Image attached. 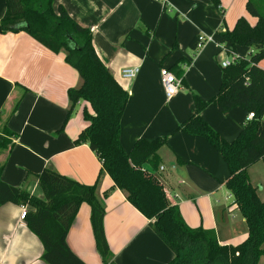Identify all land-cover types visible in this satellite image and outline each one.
Returning a JSON list of instances; mask_svg holds the SVG:
<instances>
[{"label": "crops", "instance_id": "obj_1", "mask_svg": "<svg viewBox=\"0 0 264 264\" xmlns=\"http://www.w3.org/2000/svg\"><path fill=\"white\" fill-rule=\"evenodd\" d=\"M53 0L82 27L91 31L94 51L128 98L120 119L119 141L128 152L137 139L167 137L157 154L158 172L165 195L176 205L189 227L213 229L220 244H237L246 237L244 220L224 187L228 170L219 152L203 137L174 131L194 112L193 95L209 100L218 90L220 62L231 55L221 49L229 43L217 34L231 29L247 16L246 0ZM264 8V7H263ZM264 10V9H263ZM5 11L0 0V19ZM249 15V14H248ZM251 16V15H250ZM212 36L195 51L190 41ZM251 49L236 46L233 54L248 57ZM264 70V57L258 62ZM137 68L131 78L121 70ZM182 70L177 93L165 97L159 69ZM81 83L64 52H52L24 31H0V114L15 137L0 179L40 195L36 175L50 168L82 184H96L103 210V230L115 264H166L172 251L149 226L150 220L101 172L97 155L86 142L74 143L87 122L79 101L69 112L68 88ZM15 111L9 116L11 109ZM247 112L234 107L220 112L208 104L201 116L225 140H233L245 123ZM247 173L257 195L264 199V185ZM258 183L259 189L256 184ZM227 197L232 198L230 202ZM230 203V204H229ZM22 205H0V264H46L43 247L24 219ZM65 241L85 264H103L90 223V207L81 203ZM258 264H264V256Z\"/></svg>", "mask_w": 264, "mask_h": 264}, {"label": "trees", "instance_id": "obj_2", "mask_svg": "<svg viewBox=\"0 0 264 264\" xmlns=\"http://www.w3.org/2000/svg\"><path fill=\"white\" fill-rule=\"evenodd\" d=\"M218 5V0H211ZM264 2V0H263ZM5 11L0 19L1 30L24 31L52 52H64V60L75 68L81 83L67 90L69 112L79 102L87 122L74 143L86 142L101 164V172L111 178L127 201L150 220L149 226L172 251L166 264H258L264 256V199L257 195L247 169L264 160V70L258 62L264 57V11L259 0H246V12L255 18L250 24L240 16L231 29L217 34L229 43L227 52L236 46L251 49L248 57H237L222 68L217 92L203 100L193 95V114L178 124L176 131L203 137L221 155L228 170L224 187L232 195V204L240 212L246 237L237 244H220L213 229L189 227L176 205L165 195L157 169V151L167 143V137L153 140L137 139L128 152L119 141L120 119L128 94L117 83L96 55L91 31L73 20L53 0H4ZM189 48L198 49L197 37ZM182 70L173 74L180 78ZM208 104L220 112L240 107L253 112L236 137L225 140L201 116ZM15 105L9 116L15 111ZM2 122L0 114V153L11 151L15 134ZM4 163L0 164V174ZM40 195L0 179V205L10 202L26 205L24 220L29 230L40 240L41 260L46 264H85L68 247L65 237L81 203L90 207V223L96 249L103 264H115L103 230V207L96 196V184H82L50 168L36 175Z\"/></svg>", "mask_w": 264, "mask_h": 264}, {"label": "built area", "instance_id": "obj_3", "mask_svg": "<svg viewBox=\"0 0 264 264\" xmlns=\"http://www.w3.org/2000/svg\"><path fill=\"white\" fill-rule=\"evenodd\" d=\"M213 40L212 36H204V35H198L197 36V47H200L205 43L206 41ZM221 49L226 50V47L221 45ZM231 55L230 59H224L223 61L220 62V66L222 68L229 66L232 64L239 55L233 54V52H227ZM137 72V68H124L121 70V75L124 78H131L133 77ZM159 81L162 86L163 92L165 97H171L174 94L177 93L178 89L181 86V81L179 78H177L168 68L166 67H161L159 69ZM254 117L253 112H248L245 117V122L252 119ZM165 170V167L163 165H159L157 171L158 172H163ZM27 211V206L22 205L21 207V212H20V218L24 219L25 213Z\"/></svg>", "mask_w": 264, "mask_h": 264}, {"label": "rangeland", "instance_id": "obj_4", "mask_svg": "<svg viewBox=\"0 0 264 264\" xmlns=\"http://www.w3.org/2000/svg\"><path fill=\"white\" fill-rule=\"evenodd\" d=\"M259 3L261 4L262 10H263L264 9L263 8L264 7L263 0H259ZM247 16L252 17V16H250L248 14H247ZM249 167H251L250 171H251L253 179L256 180L259 183H262L264 185V160L260 159L257 162L253 163ZM256 186H258V183L256 184ZM257 188L259 189V186ZM227 200L230 202V200H232V198L229 197V199H228V197H227Z\"/></svg>", "mask_w": 264, "mask_h": 264}, {"label": "water", "instance_id": "obj_5", "mask_svg": "<svg viewBox=\"0 0 264 264\" xmlns=\"http://www.w3.org/2000/svg\"><path fill=\"white\" fill-rule=\"evenodd\" d=\"M0 31H1V27H0Z\"/></svg>", "mask_w": 264, "mask_h": 264}]
</instances>
